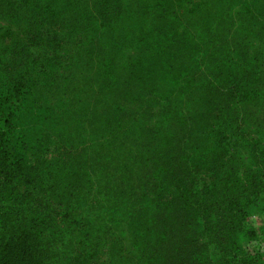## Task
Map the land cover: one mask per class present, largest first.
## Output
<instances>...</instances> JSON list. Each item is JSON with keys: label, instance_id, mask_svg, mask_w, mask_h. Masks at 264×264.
<instances>
[{"label": "trees", "instance_id": "trees-1", "mask_svg": "<svg viewBox=\"0 0 264 264\" xmlns=\"http://www.w3.org/2000/svg\"><path fill=\"white\" fill-rule=\"evenodd\" d=\"M28 1L36 0H0V12ZM47 1L14 63H65L83 46L109 54L111 83L89 107L102 135L89 150L66 131L46 132L32 152L18 151L12 132L0 129V264H255L241 237L258 236L248 219L264 203V76L233 59L229 21L201 12L210 33L196 48L213 49L216 63L195 82L200 102L179 103L160 70L194 51L186 18L206 0H58V11ZM252 106L263 111L251 136ZM13 115L5 114L7 126ZM103 213L109 233L124 230L120 254L112 244L106 253L93 226Z\"/></svg>", "mask_w": 264, "mask_h": 264}, {"label": "rangeland", "instance_id": "rangeland-1", "mask_svg": "<svg viewBox=\"0 0 264 264\" xmlns=\"http://www.w3.org/2000/svg\"><path fill=\"white\" fill-rule=\"evenodd\" d=\"M47 3H49L47 0L20 2L14 10L6 8L8 13L13 12V14L4 16L6 13L0 12V36L6 30L13 31L11 37H0V129L12 132V144L18 151L30 149L33 152L41 146V137L46 132L59 131H66L74 144L81 148L82 146L90 147L89 150H91L97 145V135L102 133L94 131L95 121L92 123L89 107L91 97L94 98V92L98 91L99 97V90L105 89L111 83L113 67L110 55L100 57L96 47L93 51L83 46L80 49L74 48L79 54L68 58V62L65 63L44 64L40 61L27 65L14 63L15 57L22 61L18 53L22 48L20 45L26 38L24 33L28 31L31 19L36 16L33 18L34 22L38 18L37 14H48L45 10ZM55 4L58 11L60 1L56 0ZM203 5V9L196 13L194 9H189L190 17L186 18L191 30L189 40L194 46V51L176 54L170 63L165 64L166 68L160 70L159 78L175 90L174 96L179 103L200 102L203 96L199 87L201 83L195 82L202 75L205 78L215 67L216 62L211 57L215 51L206 47L196 48L201 40L209 39L206 34L210 33L208 27L210 23L207 15L201 14L204 10L211 14L219 12L229 21L225 31L233 39L235 46L231 49L233 59L238 58L247 68L264 76V0H206ZM214 21L211 19L210 22ZM130 24L135 27L133 22L128 25ZM139 27L135 28L134 33L140 31ZM90 36L94 37L91 34ZM5 48L13 52L4 54ZM219 52L217 50V53ZM10 61H12L11 65H9ZM88 61H91V68L86 65ZM124 70L121 68L117 71L124 73ZM15 86L21 88L20 94L13 91ZM11 91L15 96L14 100L19 99L16 101L10 99L11 103L6 105L4 98L11 95ZM262 111L254 106L246 111L251 136L257 134L260 126L258 127L255 123L258 121L254 120H258L256 118ZM7 113L14 114L10 116L9 122L12 120L10 126H7L4 121ZM184 121L183 118L182 122ZM103 127V121L100 120L97 128L101 131ZM188 153L190 155V152ZM241 157L248 159V152H242ZM93 187L94 193L100 191L97 185ZM92 194L88 192L86 202L93 201ZM100 195L104 198L105 192H100ZM8 203L14 205L15 201ZM104 217L103 213V217L94 221L93 226L103 237V243L108 246L106 253L108 249L112 250L110 245L112 244L116 245L114 251L120 254L124 230L117 227L114 232L109 233L107 219ZM248 224L257 228L259 234L254 238L241 237L242 247L248 255L256 258L255 264H264V203H259L253 208ZM63 227L59 225L57 228ZM108 237L112 242L108 241ZM70 238H72L71 243H77L80 239H84V236Z\"/></svg>", "mask_w": 264, "mask_h": 264}]
</instances>
